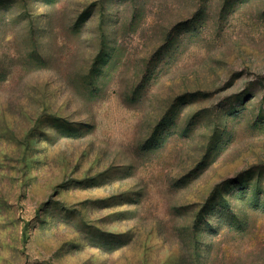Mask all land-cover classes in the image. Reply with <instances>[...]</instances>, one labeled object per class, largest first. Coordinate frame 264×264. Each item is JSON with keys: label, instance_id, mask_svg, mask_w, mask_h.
I'll use <instances>...</instances> for the list:
<instances>
[{"label": "rangeland", "instance_id": "rangeland-1", "mask_svg": "<svg viewBox=\"0 0 264 264\" xmlns=\"http://www.w3.org/2000/svg\"><path fill=\"white\" fill-rule=\"evenodd\" d=\"M0 264H264V0H0Z\"/></svg>", "mask_w": 264, "mask_h": 264}]
</instances>
